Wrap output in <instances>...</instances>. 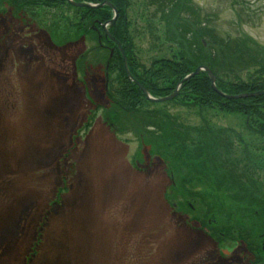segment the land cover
Returning <instances> with one entry per match:
<instances>
[{"label":"rangeland","instance_id":"374dc122","mask_svg":"<svg viewBox=\"0 0 264 264\" xmlns=\"http://www.w3.org/2000/svg\"><path fill=\"white\" fill-rule=\"evenodd\" d=\"M187 1L201 9L202 21L221 37L248 39L254 52L264 50V0ZM128 3L138 72L157 70L160 59L174 60L179 51L168 46L157 12L172 9L173 0ZM10 6L0 0V264H264V254H258L263 239L249 243L255 248L241 242L219 245L212 229L187 225L175 210L171 214L165 201L170 168L149 154L146 138L140 140L137 131L145 123L136 120L137 113L125 115L111 107L105 79L110 55L98 49L95 37L70 38L60 45L63 30H79L82 16L76 9L35 8L23 19ZM232 61L242 69L245 59ZM246 62V71L226 79L248 81L258 68ZM149 108L198 124L193 109ZM92 112L96 120L85 133ZM205 113L214 116L216 125L238 132L244 127L239 116ZM112 122L120 137L109 131ZM134 160L141 174L132 167ZM176 170L181 185L188 176ZM259 178L258 188L242 182L236 190L226 189L235 191L239 215L256 216L259 228L246 230L258 240L264 236V174ZM177 201L186 209L184 197ZM232 212L221 207L219 213L224 220ZM231 229L242 233V228Z\"/></svg>","mask_w":264,"mask_h":264},{"label":"trees","instance_id":"16d2710c","mask_svg":"<svg viewBox=\"0 0 264 264\" xmlns=\"http://www.w3.org/2000/svg\"><path fill=\"white\" fill-rule=\"evenodd\" d=\"M14 1V4L19 5L17 6L18 12L24 9L31 14L35 10L31 5L33 2L40 0H29L28 3L27 0ZM81 1L87 4L110 2L115 6L119 12V19L114 27L109 28V31L122 44L132 76L156 99L171 96L177 86L200 66H207L212 70L217 78L218 89L227 95L238 96L250 92L264 91V50L254 52L251 47H248L249 44L247 45L248 39L234 40L221 37L216 33L214 27H210L202 21L203 14L201 10L187 0H173L172 9L169 7L168 10H157L161 15L160 23L164 25V29L168 34L166 35L167 42L170 43L168 46H175L179 52L175 55L174 60L160 59L156 61L155 66L158 69L143 74L138 72L137 68L140 67V64L134 59L135 45L129 29L128 9L131 7L128 0ZM58 2H61L62 7L68 5L67 0H58ZM76 11L77 14L82 16L79 24H77L79 30L70 28L63 30V40L60 44H64L66 40H72L70 38L79 39L88 36V40L91 41L90 38L95 37L98 49H105L111 55L113 49L108 50L105 47H100L98 34L92 29L95 26L102 33L101 26L113 19L114 12L111 8L107 6L98 9L78 8ZM91 18L92 20H90ZM94 20H100V23L97 24ZM52 31L50 32L52 38L54 36L56 38L57 36H53ZM113 48V57L109 56L105 60L106 66L110 64L108 70L105 69V79L109 84L107 96L110 98L111 107L113 109L114 106L119 107L125 115L132 116L137 113L141 116L136 120H143L145 126H140V131L137 132L140 140L146 138L145 141L150 146L149 154H152L151 156L157 155L160 159L166 161L171 156L170 149L173 147L177 149L174 154L176 160L182 161L183 158H187L189 151L192 150L187 143L188 138H191L192 142H195V138L185 130L189 131L193 127L176 121V118L168 116V113L162 110H150L149 107L158 104L148 102L138 86L128 79L124 70L122 55L118 47L114 45ZM94 50L95 48L92 51ZM87 54L89 52L82 55L81 58H84ZM255 54L258 55V60ZM233 55L240 57L241 60L245 59L242 69L240 66H236V61H232L236 59ZM247 60L255 62L252 67L257 66L258 68L250 82H241L237 78L233 80L226 79L227 75L237 76L238 72L243 71L248 66ZM115 83H119L120 87L114 89ZM169 104L188 110L193 109L196 114L215 111L241 115L245 119L247 118L248 126L251 128L264 130V96L249 100H227L222 98L213 91L210 78L205 72L185 82L178 97L164 105ZM106 116H104L105 119ZM95 120L96 113L92 112L90 122L85 125V133L91 129ZM127 121L133 123L135 119L133 122L131 120ZM135 123L137 122L135 121ZM114 125L115 123L110 124L113 130H117ZM147 129L153 130V140L148 139L149 132H147ZM176 142L180 143L176 144ZM190 145L194 146L191 142ZM172 190L176 199L177 194L181 193V188L175 186ZM169 199H171L170 196ZM212 233V237L220 244L219 233L216 231H212Z\"/></svg>","mask_w":264,"mask_h":264},{"label":"flooded vegetation","instance_id":"af4514ba","mask_svg":"<svg viewBox=\"0 0 264 264\" xmlns=\"http://www.w3.org/2000/svg\"><path fill=\"white\" fill-rule=\"evenodd\" d=\"M5 1L11 5V9H13L11 12L14 10L17 11V6L19 5L14 4V0ZM26 2L28 3L29 0ZM73 2L75 5L87 4L81 0H73ZM60 4L61 2H58V0H40L33 2L31 6L38 9L57 10L62 7ZM67 4L68 5L64 7L78 9L74 4L69 3L68 0ZM21 13L23 19L27 17V12L24 9ZM90 20H92V18ZM94 21L97 24L100 23V20ZM101 28L102 33L97 27L93 26L92 28L98 34L99 46L105 47L108 50H114L113 46L115 45L117 47L116 42L103 30V25ZM86 39L88 40V36H86ZM116 41L118 40L116 39ZM243 71H246V69ZM249 76L250 80L247 82H250L254 78V75ZM258 92H250L248 94H255ZM257 97L263 96L248 97L242 100H249ZM219 114L228 117L229 115L239 116L240 125L244 126L242 131L238 132L227 126L223 127L221 125H216L213 122L214 119L211 118L212 115L208 113L196 115L198 117V124L196 126L187 125L181 122L178 116L175 117L176 121L178 120L186 126L193 127V129L185 131L195 138V142H192L191 138H188L187 143L192 150L189 151L187 158H183L182 161L176 160L174 154L177 149L172 147L170 149L171 156H169V159L166 161L162 159L167 167L170 168L167 174L171 182L172 201L176 209L175 216L180 218V221L186 220L184 222H186L187 225H190L189 223H195V226L192 225L195 228H209L212 229V231L218 232L220 242L222 241L227 244L241 242L247 248H255L254 245L249 243H259L262 239L264 240V236H261V239L259 237L258 240L253 235H249V231H247L246 228H259V224L256 222V216L252 213L251 209L250 213L252 214L246 212L245 214L239 215L240 209H238L236 200L233 197L235 191L232 193L226 191V189L229 190L234 188V190H236L239 186L243 185L244 182L246 183V187L251 186V189L260 186V181L262 179L259 178V175L264 174V130L251 128L248 126L247 118L245 119L241 115ZM190 142L193 143L194 146L190 145ZM178 143L180 142H176V144ZM176 167L182 168V172L185 176H188V179L182 178L181 185L176 182V177L178 176ZM256 179H258V182L255 181ZM175 186L181 188V193L177 194L176 199L174 197L175 193L172 190ZM178 197L185 198L186 209L180 204V201H177ZM224 198L226 200L230 198L228 204L226 201L222 202ZM221 207L233 211L230 215L226 214L229 216L226 217L225 215L224 220L221 219L219 213L221 212ZM181 208L184 211H180ZM205 209L207 211L206 217H204ZM227 221L231 223L227 224ZM231 228H242L241 235L237 236V230H232ZM261 253L264 254V242L261 243L258 254Z\"/></svg>","mask_w":264,"mask_h":264},{"label":"water","instance_id":"95a60500","mask_svg":"<svg viewBox=\"0 0 264 264\" xmlns=\"http://www.w3.org/2000/svg\"><path fill=\"white\" fill-rule=\"evenodd\" d=\"M108 6H110L112 9L115 10V8L113 7V5L107 3ZM79 7H85V5H78ZM104 5H101L99 7H104ZM96 7V6H95ZM117 18H118V12L115 10V18L110 22L109 25L111 26H114L116 21H117ZM106 32L107 31V25L104 27ZM113 39V38H112ZM119 48H120V51L122 53V56H123V60H124V67H125V70H126V73L128 75V77L130 78V80H134L129 69H128V64H127V58H126V55L121 47V45H119ZM207 72L208 75L210 76V79H211V85L213 87V90L215 92H217L218 94H220L221 96H224L220 91L217 90L216 88V79L214 77V75L212 74V72L206 68V67H203V68H198L192 75H190L189 77H187L183 82L180 83L178 89L176 90V92L170 96V97H167V98H163V99H155L153 98L148 92L147 90H145L141 85H139L140 89L142 90V92L144 93L145 97L147 98L148 101L152 102V103H158V104H161V103H165V102H168V101H172L173 99H175L177 96H178V93H179V88L180 86L185 82V81H188L190 80L192 77H195L197 75H199L201 72ZM264 95V92H260V93H255V94H247V95H241V96H235V97H228V96H224L228 99H246L248 97H255V96H263Z\"/></svg>","mask_w":264,"mask_h":264}]
</instances>
